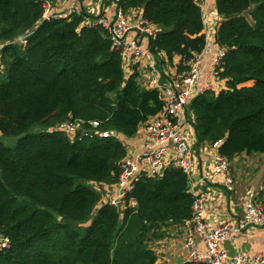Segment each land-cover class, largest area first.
<instances>
[{
    "label": "trees",
    "instance_id": "obj_1",
    "mask_svg": "<svg viewBox=\"0 0 264 264\" xmlns=\"http://www.w3.org/2000/svg\"><path fill=\"white\" fill-rule=\"evenodd\" d=\"M45 2L0 0V237L8 240L0 264H156L152 244L165 237L163 227L191 220L189 178L172 167L142 176L121 211L90 184L117 183L126 148L112 133L133 138L162 111L160 92L143 87L136 70L125 75L107 32L81 26L92 18L84 9L59 17L64 9L50 6L44 18ZM116 5L141 11L156 30L150 53L177 58V75L206 47L199 0ZM214 5V43L224 50L216 72L225 87L190 104L197 144L220 141L229 162L264 155V0ZM68 122L80 125L72 138L60 129ZM10 138L15 144L5 145ZM261 187L264 209V174Z\"/></svg>",
    "mask_w": 264,
    "mask_h": 264
},
{
    "label": "built area",
    "instance_id": "obj_2",
    "mask_svg": "<svg viewBox=\"0 0 264 264\" xmlns=\"http://www.w3.org/2000/svg\"><path fill=\"white\" fill-rule=\"evenodd\" d=\"M115 4L117 0H114ZM47 4V5H45ZM44 4V18H48L50 6ZM117 6V5H116ZM76 10H70L60 14L59 17H66ZM78 12V11H77ZM81 26H101L108 34L113 49L120 51L123 56V69L125 75L132 62L151 61L152 54L148 48L140 43L143 38L152 37L156 32L155 28L145 22L141 17L131 24L126 15L116 7L111 20H106L100 15L87 18ZM138 30L140 36L129 38V32ZM136 33V32H135ZM146 35V36H144ZM144 36V37H143ZM206 39V38H205ZM140 41V42H139ZM0 45V49H1ZM206 50V48H205ZM204 52V51H203ZM224 55V50L213 57L209 65V76L211 79L220 80L217 77L216 68L219 59ZM202 53L197 55L189 64V70L177 75L164 88H157L164 103L163 109L157 116L149 119L142 126L144 128L147 144L144 153L136 160L125 158L119 166V178L116 184L107 185L106 192L111 197L106 202L111 207L121 211L127 195L132 191L134 184L140 177H161L164 171L169 168L181 170L188 178L191 175V146L185 135L186 108L200 94L206 91H213L212 81L200 86L203 73ZM223 81V80H222ZM225 83V82H224ZM225 84L217 92L224 89ZM215 92V91H213ZM216 93V92H215ZM198 94V95H197ZM197 95V96H196ZM192 122V121H191ZM97 129L98 123L91 124ZM80 128L78 123H65L60 127L70 138ZM100 138H105L111 133L95 132ZM116 136V133H112ZM221 142L214 143L211 148L214 150L212 158V170L214 176L223 177V185L228 192L233 190V180L229 175V161L218 153V146ZM193 195L192 217L190 220L191 231L186 238L185 247L188 250L190 261L202 264H264V252L254 255L235 254L228 256L220 245L230 240L231 229L229 224L212 226L205 218L204 208L206 199L191 191ZM257 193L249 191L243 213V220L239 224V231L260 226L264 223V209L258 200ZM197 236L203 244L204 250L198 251L193 238ZM8 240L0 237V248L6 247Z\"/></svg>",
    "mask_w": 264,
    "mask_h": 264
},
{
    "label": "crops",
    "instance_id": "obj_3",
    "mask_svg": "<svg viewBox=\"0 0 264 264\" xmlns=\"http://www.w3.org/2000/svg\"><path fill=\"white\" fill-rule=\"evenodd\" d=\"M53 1L56 2V0ZM61 1L76 6L78 11L84 9L86 13H89L86 8L90 7V4L92 6L97 5V13L106 20L112 19L117 7L114 0H84L83 3L77 2L76 0ZM214 3L215 0H199L204 22L203 33L206 38V50L204 49V52H202V70L204 75L201 76L199 83L202 86L204 83L212 81V90L217 92L224 86V81L211 79L209 76V65L213 57L221 50L214 43V36L220 22ZM52 6L53 10L58 8L62 9L61 7H63H57L55 3ZM90 15L92 16L94 14ZM125 15L129 22L134 24L135 20L141 17V11L132 10L128 11ZM128 36L133 39L136 37V33L130 31ZM140 45L147 48V38H143ZM152 57V60L149 62H132L128 67L127 75L129 76L132 70H136L143 87L154 88L157 86L164 88L176 76L178 59L174 58L172 62H169L163 55ZM246 85H251V82L246 83ZM185 113L186 124L184 131L191 146L190 191L206 199L204 215L212 226L222 224L230 225L232 236L230 240L223 242L220 248L228 256L235 254L254 255L259 252H264V223L260 226L240 231L238 227L243 220L247 193L253 191L258 195L262 190L261 181L264 174V163H259V161L264 160V155L242 154L229 162V175L233 180V190L228 192L222 183L223 177L213 175L212 158L214 150L209 146L197 144L196 136L191 125L190 105L186 108ZM115 137L125 145L127 158L136 160L144 153L147 139L143 126L139 127L133 138L127 139L121 134H116ZM251 159H257L255 164L250 162ZM163 230L165 237L152 244V249L158 256L156 264L189 262L190 259L185 243L191 231L190 222L167 225L163 227ZM193 240L198 251L204 250L203 244L197 236Z\"/></svg>",
    "mask_w": 264,
    "mask_h": 264
},
{
    "label": "rangeland",
    "instance_id": "obj_4",
    "mask_svg": "<svg viewBox=\"0 0 264 264\" xmlns=\"http://www.w3.org/2000/svg\"><path fill=\"white\" fill-rule=\"evenodd\" d=\"M47 3H48V5L49 6H52L54 3L55 4H57V7L58 6H63V7H61L62 9H64V12H67V11H70V10H78L77 8H76V6H73L72 4H69L68 2H65V1H61V0H56V2L55 1H53V0H45ZM45 4V3H44ZM45 5H47V4H45ZM60 8H58V10H59ZM87 9V11L90 13V14H94V15H92L93 17H97V16H99V14L97 13V9H98V7H97V5H94V6H92V4H90V7H87L86 8ZM49 13V12H48ZM51 14V11H50V13H49V15ZM48 15V16H49ZM249 86H251V85H249ZM77 131H78V129L75 131V133H72V136L74 135V134H76L77 133ZM4 141V144L5 145H8V146H13L14 144H15V141H16V139H13V138H10V139H8V140H3ZM256 160L257 159H251L250 160V162H252V163H254L255 164V162H256ZM259 163H264V160H260L259 161ZM261 183H262V181H261ZM91 185V187L96 191V192H98L100 195H101V202H106L107 200H109L110 199V197H111V194L109 195V194H107V192H106V189H107V185H103V184H96V183H91L90 184ZM105 186H107V187H105Z\"/></svg>",
    "mask_w": 264,
    "mask_h": 264
},
{
    "label": "water",
    "instance_id": "obj_5",
    "mask_svg": "<svg viewBox=\"0 0 264 264\" xmlns=\"http://www.w3.org/2000/svg\"><path fill=\"white\" fill-rule=\"evenodd\" d=\"M133 31L136 32V36H138V37L140 36V32H139L138 30H135V29H134ZM144 36H146V35H144ZM144 36H143V37H144ZM146 38H147V40H148L147 48L150 49V41H151V38L148 37V36H146Z\"/></svg>",
    "mask_w": 264,
    "mask_h": 264
}]
</instances>
